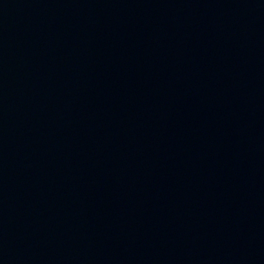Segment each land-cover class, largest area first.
<instances>
[{
    "label": "water",
    "instance_id": "water-1",
    "mask_svg": "<svg viewBox=\"0 0 264 264\" xmlns=\"http://www.w3.org/2000/svg\"><path fill=\"white\" fill-rule=\"evenodd\" d=\"M0 264H264V0H0Z\"/></svg>",
    "mask_w": 264,
    "mask_h": 264
}]
</instances>
